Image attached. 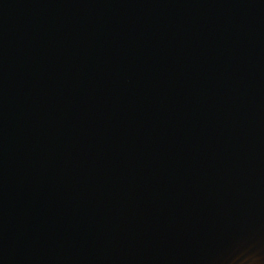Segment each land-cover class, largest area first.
<instances>
[{
  "label": "water",
  "instance_id": "water-1",
  "mask_svg": "<svg viewBox=\"0 0 264 264\" xmlns=\"http://www.w3.org/2000/svg\"><path fill=\"white\" fill-rule=\"evenodd\" d=\"M264 264V0H0V264Z\"/></svg>",
  "mask_w": 264,
  "mask_h": 264
},
{
  "label": "clouds",
  "instance_id": "clouds-1",
  "mask_svg": "<svg viewBox=\"0 0 264 264\" xmlns=\"http://www.w3.org/2000/svg\"><path fill=\"white\" fill-rule=\"evenodd\" d=\"M241 264H243V262H241Z\"/></svg>",
  "mask_w": 264,
  "mask_h": 264
}]
</instances>
